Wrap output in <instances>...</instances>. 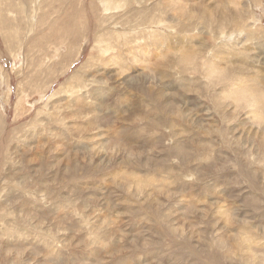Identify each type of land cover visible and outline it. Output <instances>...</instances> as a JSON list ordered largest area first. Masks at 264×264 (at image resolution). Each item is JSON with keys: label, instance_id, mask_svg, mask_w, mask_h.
<instances>
[{"label": "rangeland", "instance_id": "rangeland-1", "mask_svg": "<svg viewBox=\"0 0 264 264\" xmlns=\"http://www.w3.org/2000/svg\"><path fill=\"white\" fill-rule=\"evenodd\" d=\"M103 1L0 0V264H264V0Z\"/></svg>", "mask_w": 264, "mask_h": 264}, {"label": "bare ground", "instance_id": "bare-ground-1", "mask_svg": "<svg viewBox=\"0 0 264 264\" xmlns=\"http://www.w3.org/2000/svg\"><path fill=\"white\" fill-rule=\"evenodd\" d=\"M105 1V3H106V6H107V8L109 7V9L110 8H117L119 5L117 4L116 6L115 5H113L114 3H115V1L114 0H104ZM104 1H103V3H104ZM113 5V6H112ZM114 21V20H113ZM118 23V22H117ZM116 27V26H115ZM119 28V27H118ZM115 31V30H114Z\"/></svg>", "mask_w": 264, "mask_h": 264}]
</instances>
